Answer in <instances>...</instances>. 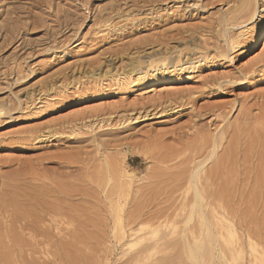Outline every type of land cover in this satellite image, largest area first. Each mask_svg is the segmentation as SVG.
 <instances>
[{
	"label": "rangeland",
	"instance_id": "obj_1",
	"mask_svg": "<svg viewBox=\"0 0 264 264\" xmlns=\"http://www.w3.org/2000/svg\"><path fill=\"white\" fill-rule=\"evenodd\" d=\"M235 1L0 0V184L66 186L73 195L67 205L94 219L83 245L94 264H115L121 251L109 238L105 158L139 189L128 211L156 224L174 219L182 183L221 129L220 155L232 139L238 155L222 177L225 210L218 211L245 239L244 263L247 236L264 251V163L256 155L264 136V52L253 67L239 53L233 62L219 57L220 22ZM181 53L209 59L194 74L178 71L176 88L159 101L124 95L111 80L149 55Z\"/></svg>",
	"mask_w": 264,
	"mask_h": 264
},
{
	"label": "bare ground",
	"instance_id": "obj_2",
	"mask_svg": "<svg viewBox=\"0 0 264 264\" xmlns=\"http://www.w3.org/2000/svg\"><path fill=\"white\" fill-rule=\"evenodd\" d=\"M262 1L263 4L259 0H237L233 8L227 9L220 22L225 49L219 52V57L233 62L231 55L239 53L240 58H250V62L255 60L252 67L258 63L264 52ZM232 29L238 30L237 33L228 34ZM181 57L182 53L173 59L168 54L149 55L147 61L141 64L132 62L130 70L117 73L111 80L118 84L124 95L132 93L151 101L161 100L168 94L167 90L176 88L174 85L180 81L178 71L194 74L199 69L198 64L209 59L207 55L196 61ZM4 111L1 103L0 117ZM221 131L212 136L207 148L204 147L206 156L194 164L182 183L181 188L185 189L176 205L178 212L174 219L166 217L160 221L163 218L160 216L162 218L158 217L156 224L143 219L142 211L137 214L128 211L129 198L139 189H134L132 175L123 167L113 169L105 158L109 173L101 185L111 224L110 242L113 249L121 248L116 263L264 264V251L258 252L250 236H247L250 258L244 263L245 239L239 235L235 223L218 211L225 210L219 199L227 190V182L222 177L228 164L238 155L235 154L236 139L230 140L223 149L224 154L220 155L225 139ZM257 138L262 145L256 155L264 163V136L259 134ZM219 180L223 183L220 184ZM16 182L3 181L0 184V264H94L93 254L88 258L83 249L91 238V232L85 229L94 219L84 217L82 209L67 205V200L73 198L67 194V187L46 189L28 185L25 181L24 184ZM181 216L184 218L180 226L176 220ZM104 264L111 263L106 260Z\"/></svg>",
	"mask_w": 264,
	"mask_h": 264
}]
</instances>
